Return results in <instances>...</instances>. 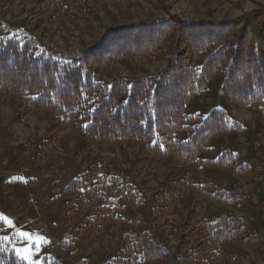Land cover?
<instances>
[{"label": "rangeland", "instance_id": "374dc122", "mask_svg": "<svg viewBox=\"0 0 264 264\" xmlns=\"http://www.w3.org/2000/svg\"><path fill=\"white\" fill-rule=\"evenodd\" d=\"M263 9L264 0H0V29L18 30L56 53L81 56L113 28L157 20L231 22ZM174 51L166 43L152 56L125 57L95 67V79L110 84L157 75L166 69ZM222 80L213 77L187 105L186 114L205 117L212 109L226 111L244 127V134L211 140L210 151L198 156V166L142 155L141 147L134 144L86 142L74 125L57 120L49 110H27L21 97L0 94V237L8 239L18 260L24 264H113L116 259L128 264H177L182 237L193 234V226L204 219L213 222L225 216L248 219L259 244L250 249L239 242L225 243L216 248L208 264H232L236 257L264 264V124L258 107H241L220 96ZM51 145L54 149L46 151ZM223 151L239 154L251 173L237 178L205 166ZM92 167L97 172L95 181L113 178L119 187H135L146 207L134 212L112 202L116 196L108 192L104 201L77 209L63 191ZM166 181H185L187 186L167 205L154 204ZM203 184L242 196L245 203L241 208L214 204L201 192ZM97 207L131 224L119 227L105 218L99 220L105 213H96ZM154 207L158 210L151 212ZM163 207L166 213L159 216L157 211ZM139 231L150 232L170 258L142 262L125 253V237Z\"/></svg>", "mask_w": 264, "mask_h": 264}, {"label": "trees", "instance_id": "16d2710c", "mask_svg": "<svg viewBox=\"0 0 264 264\" xmlns=\"http://www.w3.org/2000/svg\"><path fill=\"white\" fill-rule=\"evenodd\" d=\"M252 14L231 22L177 24L157 20L121 26L108 30L81 56L59 54L18 30L0 29V94L21 97L27 102V110H49L57 120L74 125L86 142L134 144L141 147L142 155L198 166V156L210 151L207 146L211 140L244 134V127L225 111L214 109L205 117L186 114L187 105L213 77H222L220 96L226 102L258 107L259 120L264 124V9ZM166 43L175 51L161 73L132 82L117 79L106 84L95 79V67L125 57L152 56ZM47 147L46 151L54 149ZM205 166L237 178L251 173L250 165L231 151H223ZM96 174V168H89L63 191L77 209L104 201L108 192L116 196L112 202L134 212L146 207L135 187H119L113 178L95 181ZM186 186L185 181H166L153 203L167 205ZM200 188L214 204L241 208L245 203L242 196L218 186L203 184ZM106 210L96 208V213H105L99 220L105 218L119 227L131 224L106 215ZM156 210L154 207L151 212ZM165 213L166 207L157 211L159 216ZM192 231L181 239L178 252L182 255L175 259L177 264H208L217 254L216 248L225 243L239 242L250 249L259 244L248 219H204ZM125 239V253L142 262H166L171 256L154 242L150 232L139 231ZM0 264H24L8 239L2 237ZM113 264H128V260L116 259ZM232 264L253 263L236 257Z\"/></svg>", "mask_w": 264, "mask_h": 264}, {"label": "snow or ice", "instance_id": "6c2138e0", "mask_svg": "<svg viewBox=\"0 0 264 264\" xmlns=\"http://www.w3.org/2000/svg\"><path fill=\"white\" fill-rule=\"evenodd\" d=\"M22 259H24V257H21Z\"/></svg>", "mask_w": 264, "mask_h": 264}]
</instances>
